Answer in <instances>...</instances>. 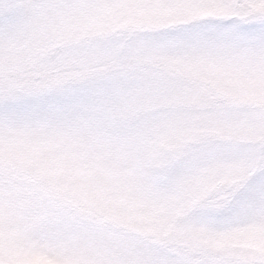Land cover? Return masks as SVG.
<instances>
[{"label":"snow or ice","instance_id":"1","mask_svg":"<svg viewBox=\"0 0 264 264\" xmlns=\"http://www.w3.org/2000/svg\"><path fill=\"white\" fill-rule=\"evenodd\" d=\"M0 264H264V0H0Z\"/></svg>","mask_w":264,"mask_h":264}]
</instances>
